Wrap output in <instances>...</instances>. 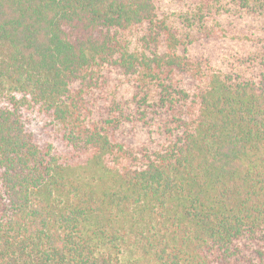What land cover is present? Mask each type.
I'll return each instance as SVG.
<instances>
[{
    "label": "trees",
    "instance_id": "trees-1",
    "mask_svg": "<svg viewBox=\"0 0 264 264\" xmlns=\"http://www.w3.org/2000/svg\"><path fill=\"white\" fill-rule=\"evenodd\" d=\"M0 264H264V0H0Z\"/></svg>",
    "mask_w": 264,
    "mask_h": 264
}]
</instances>
